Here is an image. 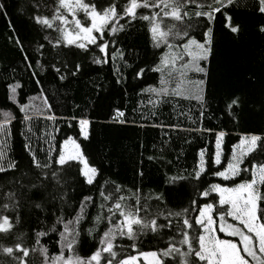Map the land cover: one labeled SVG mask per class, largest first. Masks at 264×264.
Segmentation results:
<instances>
[{"label":"snow or ice","instance_id":"snow-or-ice-1","mask_svg":"<svg viewBox=\"0 0 264 264\" xmlns=\"http://www.w3.org/2000/svg\"><path fill=\"white\" fill-rule=\"evenodd\" d=\"M242 5L264 16V0H29L36 36L28 47L36 58L15 40L29 79L5 81L6 102L17 111L0 109V264H264V131L236 133L224 163L231 130L203 126L210 112L217 17H223L222 30L238 35L241 26L230 11ZM137 24L148 41L139 50L121 41ZM258 31L264 35V24ZM105 65L111 66L112 90L137 86L126 70L133 81L158 74V83L139 93L153 108L171 99L194 101L196 115L182 113L193 127L182 130L214 137L213 151L201 147L191 171L165 174L163 190L144 191L143 159L134 172L139 185L101 183V168L80 143L101 123L90 114L95 105L75 104L72 115H57L50 99L92 66ZM28 83L36 94L27 95ZM245 103L238 94L218 101L232 129L240 125ZM37 119L47 121L50 131L38 135ZM14 122L23 127L26 166L11 155ZM58 122L75 126L77 136L58 143ZM105 123L126 124L125 111L113 108ZM85 239L93 242L90 248Z\"/></svg>","mask_w":264,"mask_h":264},{"label":"trees","instance_id":"trees-1","mask_svg":"<svg viewBox=\"0 0 264 264\" xmlns=\"http://www.w3.org/2000/svg\"><path fill=\"white\" fill-rule=\"evenodd\" d=\"M247 2L251 4L252 0ZM0 4L5 5V9L0 11V109L17 111L6 102L5 81H10L13 76L28 81L29 73L25 70L23 54L15 40L19 38L29 56L34 59L36 54L28 45L29 42L35 43L33 38L36 33L28 19L31 11L29 0H0ZM230 14L233 16V22L241 26V31L238 35H233L222 30L219 21L223 17L218 14L217 40L212 58V87L209 90L210 112L206 113L203 124L205 128L214 130L221 128L231 130L230 135L225 138L224 163L227 162L231 145L238 139L236 133L264 131V35L258 31L259 26L264 24V16L243 5L233 8ZM121 41L122 44L137 50L147 47L148 44L145 31L140 24L131 29L126 36L121 34ZM124 74L128 76L129 83H135L137 86L131 88L128 85H117L116 89L112 90L111 83L114 77L111 74V66L105 65L102 70L92 66L87 75L60 89L57 97L50 99V103L56 106L57 115H72L75 104H79L81 109L89 106L90 102L95 105L94 109H90V114L101 123L93 125L89 141L80 140V143L86 155L101 168L102 175L99 178L101 183L104 179H109L126 187L139 185L140 181L135 178L134 172L143 159V168L148 177L144 191L148 192L151 188L163 190L165 174L170 176L183 173L185 170L191 171L201 147L213 151V144L209 141L214 140V137L206 134L202 137L198 133L182 130L193 127L188 116L182 113L196 115L194 101L171 99L153 108L148 103L149 97L139 94L140 89L146 85L158 83V74L146 73L143 81H133L131 70H126ZM47 79L50 80L51 77L48 76ZM44 82L47 85V80ZM33 87L32 83H28L27 95L36 94L32 90ZM48 88L51 97V86L48 85ZM232 94L246 98L243 118L235 129H232L231 124L217 110L218 101ZM220 106L222 107V104ZM116 107L125 111L126 124L105 123ZM153 111L156 113L155 117L152 116ZM75 114L80 113L76 111ZM208 115H211V119L207 118ZM58 124L60 126L58 143L67 135L77 136L78 130L75 126L68 128L64 122ZM141 124L145 126L140 127ZM153 124H163L165 127L163 129L153 127ZM173 125L176 127H171ZM22 130V125L14 122L10 148L11 155L19 160L21 166H26L28 157L23 148L24 138L20 135ZM33 130L38 135L41 134V130L50 131L49 123L42 119L34 120ZM164 140L169 141L167 146L162 145ZM33 145L35 146V138ZM38 155L43 159L42 153ZM149 155L160 159L155 162L148 161L146 158ZM206 178L215 182L210 175ZM92 211L94 214L95 210ZM92 243L91 240L85 239L84 247L90 248ZM148 247L146 245L145 250Z\"/></svg>","mask_w":264,"mask_h":264}]
</instances>
